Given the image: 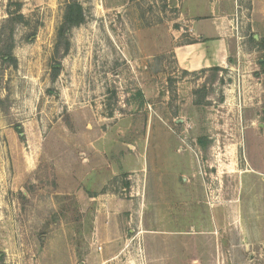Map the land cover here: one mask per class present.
I'll use <instances>...</instances> for the list:
<instances>
[{
  "label": "rangeland",
  "instance_id": "1",
  "mask_svg": "<svg viewBox=\"0 0 264 264\" xmlns=\"http://www.w3.org/2000/svg\"><path fill=\"white\" fill-rule=\"evenodd\" d=\"M70 1L0 0V21L24 14L17 63L0 57V264H195L184 238L205 233L241 235L260 260L250 243L264 253L257 0L236 3L229 66L193 73L172 52L190 40H175L189 25L183 0H77L85 21L52 80ZM139 153L149 167L126 171Z\"/></svg>",
  "mask_w": 264,
  "mask_h": 264
},
{
  "label": "crops",
  "instance_id": "2",
  "mask_svg": "<svg viewBox=\"0 0 264 264\" xmlns=\"http://www.w3.org/2000/svg\"><path fill=\"white\" fill-rule=\"evenodd\" d=\"M207 3L209 11H202L203 5L200 0H183L181 15L187 20V30L182 27L177 30L175 40H180L185 32H189L190 40L185 42H176L172 46L174 58L178 67L189 73L212 69L215 67L227 68L231 56V49L235 43V33L233 30V14L236 9V3L245 5L247 0H204ZM190 5H188V3ZM255 2V1H254ZM253 2V4H254ZM260 7L253 8L252 17L264 15V1H256ZM254 4V6L256 5ZM256 12V14H255ZM263 12V13H261ZM161 159V158H160ZM164 162L166 158H162ZM155 168V160H154ZM148 159L142 154H136L133 159L126 160L122 166L129 172H145ZM149 167V165H148ZM148 172V169H147ZM148 179V178H147ZM176 234L169 237L177 250V235H184L186 231H175ZM184 232V233H183ZM188 232V231H187ZM188 235L184 240L191 242L193 253L197 256L195 264H264V253L258 248L256 241H251L252 251L257 249V254H263L261 259L251 258L247 255L245 247L240 244L241 235ZM259 238V237H256ZM264 239V238H262ZM261 240V239H259ZM245 246L249 240H243ZM211 242V243H209ZM210 244L209 246L206 244ZM192 254V253H191ZM205 256H208L205 259ZM211 256V257H210ZM210 258V259H209Z\"/></svg>",
  "mask_w": 264,
  "mask_h": 264
},
{
  "label": "trees",
  "instance_id": "3",
  "mask_svg": "<svg viewBox=\"0 0 264 264\" xmlns=\"http://www.w3.org/2000/svg\"><path fill=\"white\" fill-rule=\"evenodd\" d=\"M24 14L21 10L18 14L9 13V16L0 21V57L3 63L13 64L17 63L14 55V24L23 22ZM85 21V11L82 4L77 0H71L67 3L64 13L63 21L57 32V40L54 49V65L52 67L51 78L56 80L61 73V60L68 54L71 49V35L75 27L81 25ZM37 34L36 29L28 36L29 42L31 38ZM215 70L222 71L223 68L215 67L212 69H205L202 71ZM187 72V71H186ZM199 144L203 147H208L210 142L207 138L201 137Z\"/></svg>",
  "mask_w": 264,
  "mask_h": 264
}]
</instances>
